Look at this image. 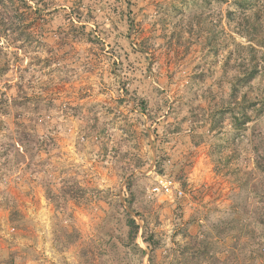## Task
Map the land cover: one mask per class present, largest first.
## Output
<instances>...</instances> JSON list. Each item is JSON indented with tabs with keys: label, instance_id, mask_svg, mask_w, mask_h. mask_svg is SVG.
Here are the masks:
<instances>
[{
	"label": "rangeland",
	"instance_id": "374dc122",
	"mask_svg": "<svg viewBox=\"0 0 264 264\" xmlns=\"http://www.w3.org/2000/svg\"><path fill=\"white\" fill-rule=\"evenodd\" d=\"M38 3L0 50V264H264V0ZM244 93L262 108L237 129Z\"/></svg>",
	"mask_w": 264,
	"mask_h": 264
},
{
	"label": "trees",
	"instance_id": "16d2710c",
	"mask_svg": "<svg viewBox=\"0 0 264 264\" xmlns=\"http://www.w3.org/2000/svg\"><path fill=\"white\" fill-rule=\"evenodd\" d=\"M32 1L33 0H0V50H2L7 45L16 44L18 41H24L30 36V31L34 30L38 26V24H35L34 19L31 17H39L42 8L38 3V0H34V5H31ZM26 19L29 21L26 22ZM81 27H84V25ZM8 67L9 60L6 59V56L0 55V72L6 71ZM258 76L259 68L256 62L250 66H245L240 74L233 78L230 100H235L237 92L240 90V88L251 86L252 81ZM249 90L251 89H248V91ZM237 105L236 113L234 111L235 108L231 103H228L227 106L222 109L223 112L227 111L231 114L233 117L231 121L237 129L243 127V125H245V123L251 119L252 116L250 115L249 110H253L255 114H257L262 108L261 106L257 107V104L252 100V98H248L245 93ZM21 123L23 122H20L19 124ZM35 136V133L26 131L22 127H18L10 133L9 146L20 151L18 154H22V152L24 153L25 151L24 148L21 149L22 143L32 141ZM23 162L26 163V165H29L25 158ZM255 167L262 174L261 183L262 186H264V157L260 158L258 156L255 159ZM48 183L49 182H45L46 197L55 205L59 203L58 198H63L65 195L70 193V189L66 188L65 186H59V188L55 190V188H52V186H50ZM129 184L130 182H127L128 189ZM256 193L259 196L258 200H261L263 196L259 192ZM128 204L131 205L129 200ZM262 211H264V209ZM260 212L261 211L258 210L250 211L252 218L264 225V215ZM123 217L125 222L124 224L127 228V238L130 240L132 247L136 249L141 255L144 254L145 250L135 243L139 225L128 212L125 211Z\"/></svg>",
	"mask_w": 264,
	"mask_h": 264
},
{
	"label": "built area",
	"instance_id": "2783aa9c",
	"mask_svg": "<svg viewBox=\"0 0 264 264\" xmlns=\"http://www.w3.org/2000/svg\"><path fill=\"white\" fill-rule=\"evenodd\" d=\"M171 184H172V182H171V180H160V185H161V187L162 188H165V190L167 191V192H169L170 193V191H171ZM160 190V187L159 186H155V187H153L152 188V191L153 192H157V191H159ZM181 193V191H179V194Z\"/></svg>",
	"mask_w": 264,
	"mask_h": 264
}]
</instances>
